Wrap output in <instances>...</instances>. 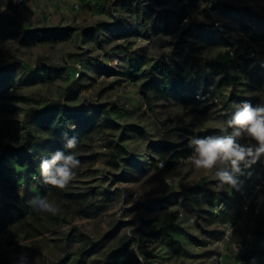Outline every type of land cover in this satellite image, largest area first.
<instances>
[{"label":"rangeland","instance_id":"1","mask_svg":"<svg viewBox=\"0 0 264 264\" xmlns=\"http://www.w3.org/2000/svg\"><path fill=\"white\" fill-rule=\"evenodd\" d=\"M263 27L264 0H219V7L210 0H0V67L14 68L0 103V153L21 144L34 110L56 102L111 110L110 122L85 140L96 161L65 192L48 191L43 158L24 168L12 161L24 199L46 196L59 211L23 221L15 230L20 251L0 264H25L22 257L26 264H264L262 211L245 210L228 186L218 189L216 169L181 159L159 165L191 136L223 135L234 103L264 104V84L243 71L264 67ZM66 29L70 36L57 42L23 41L28 30ZM84 29L95 39L86 40ZM160 57L212 83L214 97L185 102L145 90ZM256 169L264 173V157ZM221 203L224 211L214 212Z\"/></svg>","mask_w":264,"mask_h":264},{"label":"trees","instance_id":"2","mask_svg":"<svg viewBox=\"0 0 264 264\" xmlns=\"http://www.w3.org/2000/svg\"><path fill=\"white\" fill-rule=\"evenodd\" d=\"M262 29L264 32V27ZM95 35L94 30L84 29L86 40H94ZM69 36L70 30L68 29L63 35L56 32L28 30L23 41L27 45H35L57 42L61 38H68ZM108 70L110 73L113 72L111 69ZM243 71L252 82L264 84V67L257 64H246ZM129 75L136 79L139 78L133 71H130ZM13 82L14 68L11 66L0 67V103ZM209 85L212 83L204 84L200 78H190L175 68L165 57H160L151 65L143 88L164 99L203 102L206 100L199 99L197 95L199 90L202 88L207 90ZM110 120L111 110H106L99 115L89 113L83 108L74 110L56 102L43 109L34 110L29 119L26 120L21 144L16 147L8 146L0 153V203L2 204L0 209V263H7L20 251L21 246L15 230L18 226L23 225V221H27L36 214V211L29 207L28 202L18 191L21 183L12 161L15 165L24 168L27 161H32L34 157L50 158L51 154L57 150L66 153L71 151L80 161V166L74 170L76 173L74 178L79 177L86 167H90L96 161L94 153L86 152L89 147L85 140L90 137L94 130L106 126ZM64 133H67L69 137L75 136L77 138L78 144L75 149L65 148ZM191 151L189 147L173 151V160L167 162V165L170 166L174 161L189 156ZM111 156L115 160L119 153L112 152ZM47 189L52 193L59 194L65 192L66 188L58 189L49 185ZM115 253V256L120 257L124 254V249L117 250Z\"/></svg>","mask_w":264,"mask_h":264},{"label":"clouds","instance_id":"3","mask_svg":"<svg viewBox=\"0 0 264 264\" xmlns=\"http://www.w3.org/2000/svg\"><path fill=\"white\" fill-rule=\"evenodd\" d=\"M233 109L231 117L220 127L223 135H194L188 138L187 146L192 150L188 161L196 169H216L212 179L218 182L217 188L221 190L225 185L238 190L239 177L264 157V104L253 106L250 102L243 101L234 103ZM199 130L201 129H193L194 132ZM63 136L66 149L73 150L77 147L78 140L75 136L69 137L67 133ZM245 138L249 142L241 143ZM96 150L101 153L107 151L104 147H97ZM101 164L102 161L97 162V166ZM79 166L80 161L74 152L57 150L50 158L41 159L39 172L45 184L64 189L74 179V170ZM28 205L39 213L55 215L59 211L46 196H34L28 201ZM21 259L26 264V257ZM36 264H39V258Z\"/></svg>","mask_w":264,"mask_h":264},{"label":"built area","instance_id":"4","mask_svg":"<svg viewBox=\"0 0 264 264\" xmlns=\"http://www.w3.org/2000/svg\"><path fill=\"white\" fill-rule=\"evenodd\" d=\"M213 5L219 7V0H210ZM214 28V27H212ZM81 65L77 67V74L80 75ZM214 85H209L207 90L202 88L199 90L197 97L201 100H209L214 97ZM192 152V151H191ZM191 155V153H190ZM189 155V156H190ZM181 158V160H188L187 158ZM175 162V161H174ZM159 165L164 167L167 165V162L162 160ZM240 185L238 190L233 189L235 192L239 193L243 198V207L245 210L252 208L256 213L262 211L264 213V173L257 171L256 164H254L250 169H246L244 175L239 177ZM259 196V203H255L254 199ZM225 206L223 203L214 207V212L224 211ZM243 247L240 246L237 250L240 252ZM254 260V258H251Z\"/></svg>","mask_w":264,"mask_h":264}]
</instances>
